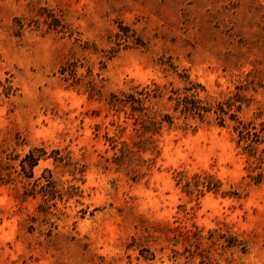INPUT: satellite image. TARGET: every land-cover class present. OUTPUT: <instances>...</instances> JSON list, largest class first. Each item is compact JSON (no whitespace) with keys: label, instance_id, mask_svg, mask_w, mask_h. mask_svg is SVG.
Instances as JSON below:
<instances>
[{"label":"rangeland","instance_id":"374dc122","mask_svg":"<svg viewBox=\"0 0 264 264\" xmlns=\"http://www.w3.org/2000/svg\"><path fill=\"white\" fill-rule=\"evenodd\" d=\"M238 120L264 125V0H0V264H264Z\"/></svg>","mask_w":264,"mask_h":264},{"label":"trees","instance_id":"16d2710c","mask_svg":"<svg viewBox=\"0 0 264 264\" xmlns=\"http://www.w3.org/2000/svg\"><path fill=\"white\" fill-rule=\"evenodd\" d=\"M129 99L126 100H120L122 104L130 103L131 110L137 111L142 110V102L141 99L134 97L132 94H129ZM177 102L183 103V110L184 111H195V113H200L201 109H204L200 106H197L195 101L188 99L186 97L180 99L177 97ZM223 111V109H221ZM168 121H170L169 116H166ZM234 117V115H232ZM239 125L236 129L238 131V141H244V149L247 150L251 155H254L257 150V146L260 143H264V125L262 124V127L260 129H257L255 126H252L251 123H244L240 120H238ZM159 123V122H158ZM155 121H152L151 124H142L141 127L144 132L152 131L157 132L160 125ZM26 161H28L30 167H32L36 163V158H34L32 152H30L29 155L26 157ZM256 181V183H259L262 178V172H259L256 174V176L253 177ZM211 189V188H208ZM194 229H187L182 228L180 226H175L173 229L178 231L181 235H183L186 238H194L193 244L195 246V252L197 255H199L201 258L209 257V253L211 251V247L218 245V248L221 250H228L231 248H238L241 252L246 251V246L243 243L242 240H240L236 235H233L231 233H220L216 229L209 230L206 235L202 234V229H199L196 225H193ZM217 234V235H216ZM202 242L208 243L207 247H201ZM200 249V251H197ZM185 252L190 251V248L185 247ZM193 255V254H191ZM145 259H148L147 256H144ZM154 256H152L153 259ZM200 262H203L201 260ZM174 264V263H173ZM181 264H187L186 262Z\"/></svg>","mask_w":264,"mask_h":264}]
</instances>
